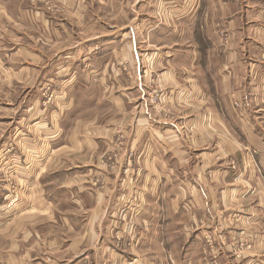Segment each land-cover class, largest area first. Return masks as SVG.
Listing matches in <instances>:
<instances>
[{
    "label": "crops",
    "instance_id": "0c3cea01",
    "mask_svg": "<svg viewBox=\"0 0 264 264\" xmlns=\"http://www.w3.org/2000/svg\"><path fill=\"white\" fill-rule=\"evenodd\" d=\"M1 1L0 82L13 83L26 66L6 55L37 61L39 52L9 39L21 34ZM99 2L107 33H115L88 47L68 48L67 25L15 7L30 29L67 45L38 84L61 81L57 120L41 119L32 91L28 110L2 138L0 183L10 175L18 188L9 193L0 184V264H264V103L254 100L264 79V0L246 11L244 0H159L153 15L139 7L145 1ZM118 9L131 17L119 29ZM252 17L258 20L249 26ZM137 26L153 38L151 59L165 68L158 84L179 93L177 116L154 114L151 74L123 73L121 57L105 60L126 35L116 33ZM250 28L263 40L244 41ZM194 36L204 58L182 43ZM122 131L123 156L115 146ZM226 220L231 226L213 228ZM242 239L246 251L236 258Z\"/></svg>",
    "mask_w": 264,
    "mask_h": 264
},
{
    "label": "rangeland",
    "instance_id": "374dc122",
    "mask_svg": "<svg viewBox=\"0 0 264 264\" xmlns=\"http://www.w3.org/2000/svg\"><path fill=\"white\" fill-rule=\"evenodd\" d=\"M117 5L120 7L122 5H126L127 0H116ZM146 2L145 5L141 4L142 11L148 12V15H153L158 13L160 10V3L159 0H136V2ZM259 2V0H252L253 3L249 2V0H244V10L246 11L250 6L257 7L260 4L255 3ZM83 3L82 5L79 4V8H77L78 3ZM1 3L7 6L6 11L8 14L9 19L11 20L10 27H13L16 33L21 37L15 38L14 33H9V39L17 44H24L27 46L32 47L33 49L39 52L36 59L37 61H29L25 57L19 58L15 57L14 53H8L6 57L9 60L12 58L15 59V63L19 62L20 64H25L26 69L25 73L22 78L13 81V83H9L7 81L0 82V147H2V138L7 133L8 129L13 128V123L18 119L19 115H21L24 111H27V106L30 104V101L33 99L32 91L35 93L36 97V104H39L38 112L41 115V119H53L54 121L57 120V116H59V108L63 102H61L63 93L60 91L62 89L61 81H51L49 86H45L46 88H42V85H38L39 82H42L47 75L49 76L50 71L48 70L51 66L49 65V61L58 58L61 53L64 52L63 49L67 44L65 43L66 38H71V42L68 45V48L75 47L78 43L84 41L85 47H88V43L96 38L108 37V35H112L115 32H108L106 28V23L108 21L107 12H105V5L99 2V0H69L68 2L61 1V0H2ZM16 6L23 10H32L37 9L43 11L45 15L54 25L60 26V24L67 25L68 32L67 37L63 38L61 41H55L48 37L44 31L40 28L38 31L30 29L27 25H25L20 19L16 16ZM81 6L83 9L81 10ZM119 7V8H120ZM248 7V8H246ZM147 8V9H146ZM10 9L13 10L10 11ZM76 9L78 13H76ZM15 11V14H14ZM42 12V13H43ZM1 13V11H0ZM161 15V14H158ZM131 17L127 13L126 16L120 12V9L116 12V26L119 29L122 26H125V22L128 23ZM111 25L113 24L114 17H110ZM258 20L256 17H252L251 19L245 20L249 26L251 23L256 22ZM264 20V17H261V21ZM15 21V23H13ZM5 24V23H4ZM8 27L9 25H5ZM137 32L134 30H129L128 33H116L117 35H125V37H120L119 39H115L118 44L115 46H110V49L106 51V58L105 60H111L112 58L115 59L117 57H121V64L122 67L119 68L123 73L128 72H135L137 77H139L140 73L145 72L147 75L151 74V81L149 82V93H148V100L149 104L152 107V110L155 115L162 116V115H174L177 116L180 114L181 107H179V93L171 94L170 90L168 91L165 86L161 83L158 84V79L162 78L163 71L165 68L160 64L158 65L155 62V58L151 59L153 56V45L152 43L153 38L147 33V30H144V27L140 29L137 26ZM124 31V30H123ZM5 32V31H4ZM244 32V31H243ZM148 34V35H147ZM242 37L243 34L245 37L243 38L246 41V38H258L263 40V32L253 31L250 28L246 33H241ZM220 35V34H219ZM148 37V40H147ZM223 38V46L224 47H231L232 46V38L231 36L222 34ZM222 38H219L222 40ZM186 41L182 43L185 46L192 45L195 48L197 47L199 50V54L202 58L205 57V51L202 48L200 43L201 39L198 36H194L193 39L189 40L187 38H183ZM151 40V41H150ZM150 41V43H148ZM108 42H111L109 40ZM113 42V41H112ZM171 44V43H169ZM190 50V47H187ZM88 49V48H86ZM232 49V48H231ZM89 50V49H88ZM60 51V52H59ZM105 50L96 49L95 54L102 55ZM61 59H64L62 57ZM49 65V66H48ZM117 68L119 67L117 64L115 65ZM49 67V68H48ZM115 67V68H116ZM165 67H168L167 65ZM175 67V66H173ZM198 71H201L198 69ZM202 72V71H201ZM259 82L258 90L254 93V101L256 104H263L264 103V79ZM61 83V84H60ZM250 82H248L249 85ZM257 84V82H255ZM42 86V87H41ZM188 86L189 83H188ZM201 89L203 90V86L201 85ZM247 101L250 103L251 101V91L250 88L247 89ZM65 100V96H64ZM35 102V101H34ZM61 103V104H60ZM236 107H238V103L235 102ZM168 105V107H167ZM172 107L175 109H171ZM182 105V104H181ZM178 109V110H177ZM183 110V109H182ZM173 113V114H172ZM53 116L52 118V115ZM22 117V115H21ZM260 121V120H259ZM124 137L121 142H119V138ZM127 137L125 133L119 132L118 138L115 142V146L119 151H122L126 146ZM10 147V145L8 146ZM12 147V146H11ZM11 150V149H10ZM9 150V151H10ZM131 152V151H130ZM129 152V155H130ZM125 150L122 152V156L124 155ZM107 153L105 156H108ZM128 155V156H129ZM131 156V155H130ZM134 157H132L133 159ZM133 163H129L131 165ZM110 167V168H109ZM109 169L113 172L117 170L116 165H109ZM115 167V168H113ZM2 179V176H0ZM4 184L5 191L11 193V191L16 192V188H18V184L12 182V177L10 175L4 176V182L0 183ZM8 186V188H7ZM20 198L22 197L23 188L20 185ZM19 192V191H18ZM18 199L15 197L14 199ZM221 225L213 226V228H224V226H231L232 222L230 223L229 220L223 221L220 223ZM226 224V225H225ZM131 233H136L135 229L133 228ZM241 237V236H240ZM212 238V237H211ZM242 238V237H241ZM239 245L237 246V251L234 253L236 258L244 257V250L246 251V243L243 241L238 240ZM233 245V244H230ZM244 247V249H243ZM243 250V251H240ZM233 254V255H234ZM252 253H246L245 257H251ZM234 256V258H235Z\"/></svg>",
    "mask_w": 264,
    "mask_h": 264
},
{
    "label": "built area",
    "instance_id": "2783aa9c",
    "mask_svg": "<svg viewBox=\"0 0 264 264\" xmlns=\"http://www.w3.org/2000/svg\"><path fill=\"white\" fill-rule=\"evenodd\" d=\"M124 137H121V139L119 138V142H121V140L123 139ZM113 168H115V167H113Z\"/></svg>",
    "mask_w": 264,
    "mask_h": 264
}]
</instances>
